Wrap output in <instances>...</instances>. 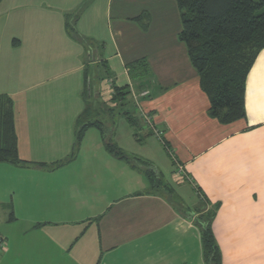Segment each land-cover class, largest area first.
I'll list each match as a JSON object with an SVG mask.
<instances>
[{"label":"crops","instance_id":"0c3cea01","mask_svg":"<svg viewBox=\"0 0 264 264\" xmlns=\"http://www.w3.org/2000/svg\"><path fill=\"white\" fill-rule=\"evenodd\" d=\"M181 28L177 0H0V97L25 161H0V264H206L195 217L209 212L220 264H264V47L245 116L225 124L208 113ZM141 58L144 81L127 71ZM115 88L127 91L119 104ZM87 106L169 193L97 127L76 141Z\"/></svg>","mask_w":264,"mask_h":264},{"label":"trees","instance_id":"16d2710c","mask_svg":"<svg viewBox=\"0 0 264 264\" xmlns=\"http://www.w3.org/2000/svg\"><path fill=\"white\" fill-rule=\"evenodd\" d=\"M182 28L179 39L188 50L192 65L198 72L199 85L209 100L208 113L221 123H230L245 116L243 95L247 74L257 53L264 47V0H177ZM263 11L259 12V10ZM146 14L138 17L141 20ZM70 35L80 39L73 25L68 26ZM86 47L85 42H81ZM133 79L143 80L149 75L145 59L127 65ZM87 81V78H86ZM124 88L114 89L113 100L124 98ZM100 107V106H99ZM109 110V109H107ZM108 114L112 115L108 111ZM92 114L90 106L79 116V141L84 130L95 126L101 132L106 149L141 168L153 187L161 185L158 175L148 162L130 159L111 142L105 121ZM96 117V118H95ZM131 119V117H130ZM0 161L25 164L17 153L13 113L8 99L0 97ZM212 214L195 217L200 229L203 258L206 264H220V255L211 227Z\"/></svg>","mask_w":264,"mask_h":264},{"label":"built area","instance_id":"2783aa9c","mask_svg":"<svg viewBox=\"0 0 264 264\" xmlns=\"http://www.w3.org/2000/svg\"><path fill=\"white\" fill-rule=\"evenodd\" d=\"M140 118L143 123V127L148 130L150 133H152L160 142L165 146V143L161 136V130L156 126V124L153 121L152 115L148 112H142L140 114ZM176 172L179 176H183V169L182 167L177 164L176 165ZM0 245H2V241L0 240Z\"/></svg>","mask_w":264,"mask_h":264},{"label":"rangeland","instance_id":"374dc122","mask_svg":"<svg viewBox=\"0 0 264 264\" xmlns=\"http://www.w3.org/2000/svg\"><path fill=\"white\" fill-rule=\"evenodd\" d=\"M253 1H256V2H257V1H259V0H253ZM261 11H263V9L259 10V12H261ZM142 105H144V104H142ZM91 109H92V108H91ZM135 113H138V111H137L136 108H135ZM176 169H177V168H176ZM176 169H175V171H176ZM158 187H159V189H160L161 191H163V192H165V193H169V192H170V189H169V187H168L167 185H162V184H161L160 186L158 185ZM179 189H180V188H179ZM183 193H184V192H181V191L177 192V194H178V195L180 194L181 196L183 195ZM176 198H177V199H175V200H177V202H176L177 205H181V206L184 205L183 203L178 202V197H177V195H176ZM182 207H183V206H182ZM181 209H185V208L183 207V208H181Z\"/></svg>","mask_w":264,"mask_h":264}]
</instances>
